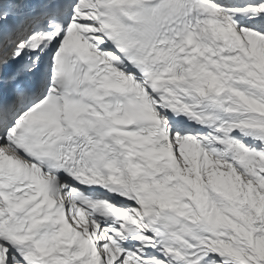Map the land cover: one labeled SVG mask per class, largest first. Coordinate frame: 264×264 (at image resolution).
<instances>
[{"label": "snow or ice", "instance_id": "obj_1", "mask_svg": "<svg viewBox=\"0 0 264 264\" xmlns=\"http://www.w3.org/2000/svg\"><path fill=\"white\" fill-rule=\"evenodd\" d=\"M0 264H264V0H0Z\"/></svg>", "mask_w": 264, "mask_h": 264}]
</instances>
